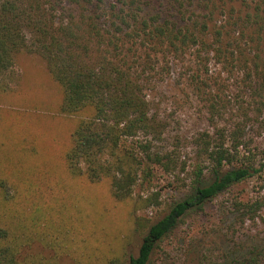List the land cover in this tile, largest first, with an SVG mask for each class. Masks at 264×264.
Instances as JSON below:
<instances>
[{
    "label": "trees",
    "instance_id": "trees-1",
    "mask_svg": "<svg viewBox=\"0 0 264 264\" xmlns=\"http://www.w3.org/2000/svg\"><path fill=\"white\" fill-rule=\"evenodd\" d=\"M24 51L39 55L60 86V112L81 116L62 154L67 170L106 182L116 201L129 202L143 237L135 252L132 236L119 233L115 245L86 252L92 236L84 235L85 224L77 232L69 227L79 213L75 198L49 204L40 193L14 209L22 193L1 180L0 264H60L73 244L87 254L75 264H157L158 250L189 213L256 179L255 193L241 189L219 201L223 214L236 215L227 233L219 230L232 235L233 248L202 255L199 264H264V237H243L264 207V156L247 131L264 110V0H0V90L19 84ZM187 55L189 82L214 127L194 136V157L157 144L166 124L151 112L143 86ZM212 58L220 64L215 73ZM169 187L191 189L156 220L137 216L161 206ZM34 241L53 248L56 258L29 253Z\"/></svg>",
    "mask_w": 264,
    "mask_h": 264
},
{
    "label": "rangeland",
    "instance_id": "rangeland-1",
    "mask_svg": "<svg viewBox=\"0 0 264 264\" xmlns=\"http://www.w3.org/2000/svg\"><path fill=\"white\" fill-rule=\"evenodd\" d=\"M189 57L186 56L185 63L173 61L169 72H154L156 75L149 76V81L143 86L150 101L151 112L166 124L162 140L157 144L162 148L178 145L184 155L194 157V136L204 130L213 131L214 127L206 101L194 91L189 82ZM219 68L220 64L212 58V72L215 73ZM17 70L20 79L14 91L0 90V181L6 180L12 186V193L18 190L22 193V197L11 203V207L18 209L23 205V197L27 201L35 200L40 193L49 199V204L59 201L57 199L61 197L67 201L75 198L77 207L73 210H79V213L75 212L76 220L70 221L69 227L71 232H77L76 226L80 222L82 226L85 224V228H81L84 235L92 236L87 241L89 248H85L86 252L91 251L90 247L105 249L118 233L117 237L120 238L126 234L132 236L134 244L129 245V250L135 252L143 235L135 232L130 203L116 201L106 182L89 183L84 178L72 176L65 166L62 154L69 147L71 132L81 116L60 112L62 90L39 55L21 52ZM227 112L226 120L233 114L231 110ZM220 124L223 126L225 122L221 120ZM247 131L264 156V110L253 117ZM160 182L166 183V176ZM258 185L257 179L242 184L208 203L202 210L189 213L171 237L166 239L162 250H158L157 264H173L175 260L180 264L186 260L188 264H199L202 255H220L224 249L233 248L232 235L228 237L224 232L227 233V227L235 221L236 215L231 211L223 214L219 201L228 199L233 191L241 189L253 194ZM190 189H165L161 206L139 210L137 216L156 220L175 201L185 197ZM141 191L137 189L136 194ZM221 229L224 232L219 233ZM248 234L264 237V207L256 223L248 221L245 224L244 239ZM60 240L65 246L71 244L62 237ZM111 243L115 245V241ZM78 245L81 246L72 245L75 250L60 253L59 263L75 264V258L86 259L87 254H82ZM28 251L56 258L55 250L42 242L34 241Z\"/></svg>",
    "mask_w": 264,
    "mask_h": 264
}]
</instances>
